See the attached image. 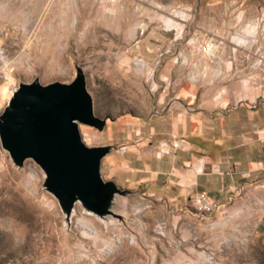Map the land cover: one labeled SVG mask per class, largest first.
<instances>
[{
    "label": "rangeland",
    "instance_id": "374dc122",
    "mask_svg": "<svg viewBox=\"0 0 264 264\" xmlns=\"http://www.w3.org/2000/svg\"><path fill=\"white\" fill-rule=\"evenodd\" d=\"M262 55L264 0H0V113L20 82H70L80 68L106 117L80 123L82 139L110 144L102 176L131 189L114 194L108 222L79 201L67 217L42 166L17 164L0 143V264H264V178L204 212L193 193H151L127 174L157 92L211 71L262 97Z\"/></svg>",
    "mask_w": 264,
    "mask_h": 264
},
{
    "label": "crops",
    "instance_id": "0c3cea01",
    "mask_svg": "<svg viewBox=\"0 0 264 264\" xmlns=\"http://www.w3.org/2000/svg\"><path fill=\"white\" fill-rule=\"evenodd\" d=\"M199 81L187 77L171 93L157 92L153 104L161 112L140 117V166L127 174H136L151 193L179 197L203 189L219 201L264 178V94L242 98L239 79L230 88L211 71ZM170 137L174 143L163 147ZM109 159L121 163L117 156ZM113 178L124 184L119 175Z\"/></svg>",
    "mask_w": 264,
    "mask_h": 264
},
{
    "label": "water",
    "instance_id": "95a60500",
    "mask_svg": "<svg viewBox=\"0 0 264 264\" xmlns=\"http://www.w3.org/2000/svg\"><path fill=\"white\" fill-rule=\"evenodd\" d=\"M106 117L94 113L80 68L70 82H20L0 113V143L14 162L33 157L45 172V187L70 215L78 200L99 215L111 213L116 192L129 193L101 173L110 144L88 145L79 125L102 128ZM105 217V216H104Z\"/></svg>",
    "mask_w": 264,
    "mask_h": 264
},
{
    "label": "built area",
    "instance_id": "2783aa9c",
    "mask_svg": "<svg viewBox=\"0 0 264 264\" xmlns=\"http://www.w3.org/2000/svg\"><path fill=\"white\" fill-rule=\"evenodd\" d=\"M264 62V55H262L258 61ZM163 109L158 103L153 104L152 111L155 113H160ZM165 142H162V145H165ZM199 170L201 171L202 168L200 167ZM191 203L196 210L204 211V212H211L214 210H218L221 207L219 201L211 197L205 190L198 189L196 190L193 195L191 196Z\"/></svg>",
    "mask_w": 264,
    "mask_h": 264
},
{
    "label": "bare ground",
    "instance_id": "6f19581e",
    "mask_svg": "<svg viewBox=\"0 0 264 264\" xmlns=\"http://www.w3.org/2000/svg\"><path fill=\"white\" fill-rule=\"evenodd\" d=\"M9 76V75H8ZM10 77V76H9ZM78 201V200H77ZM85 209V208H84ZM85 210H87V209H85ZM74 211H75V206L73 205L72 206V209H71V212H70V215H72L73 213H74ZM88 212H90V213H92L94 216H96L97 218H99V219H103L104 221H106V222H108V220H106L105 219V217L103 216V215H99V214H97L96 212H93V211H91V210H87ZM111 220V219H110ZM109 220V221H110Z\"/></svg>",
    "mask_w": 264,
    "mask_h": 264
}]
</instances>
